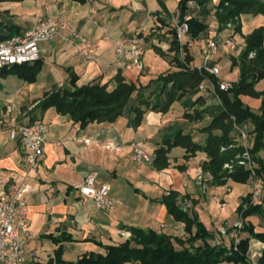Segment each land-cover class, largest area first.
<instances>
[{
  "label": "crops",
  "instance_id": "1",
  "mask_svg": "<svg viewBox=\"0 0 264 264\" xmlns=\"http://www.w3.org/2000/svg\"><path fill=\"white\" fill-rule=\"evenodd\" d=\"M58 2V6L50 0L0 2V34L3 36L24 35L32 29L37 16H62L67 25L57 37L40 44L41 59L33 82L21 77L22 69L0 70V196L22 184L28 170L21 141L10 138L7 106L16 104L18 121L22 124L44 123L48 126L39 169L28 179L34 191L28 200L30 237L26 244L25 264H47L55 258L59 249L65 261L76 262L81 255L95 252L92 251L93 244L101 248L112 244L116 242L115 231L129 233L133 226L158 232V223L166 229L169 222L171 227L165 233L182 238L185 225L173 220L163 198L172 192L178 193L177 206L189 214L196 213L201 222H207V196L210 189L218 186L211 183L208 174L201 184L195 178L198 169L207 160L205 153L198 152L188 159L183 148H173L168 155L169 167L158 170L152 164L155 150L180 133L192 136L198 144H204L207 134L202 130L220 114L222 106L219 99L216 98V105L208 104L207 96L210 99L214 96L200 91L198 87L197 94L196 90L186 94L179 100L181 104H173L165 114L147 111L139 125H136L130 102L115 123L95 122L85 128H80L79 124L57 113L54 108L43 110L39 107L47 92L73 90V77L77 79L78 86L107 85L112 91L116 87V77L121 76L138 87H148L146 93L152 92L157 86L152 82L160 75L178 71L173 62L176 53L170 50L174 40L170 32L181 20L182 0ZM210 3L212 1L203 5L196 2L188 4L186 17L199 18L208 25V29L197 39H192L189 33L184 34L183 43L186 45L194 41L193 46L188 48L194 68L219 69L222 62L228 61V74L221 77L219 69V80L235 84L241 75L239 63L235 61L239 62L245 49L246 37L256 29H264V16L243 15L240 19L242 30L237 33L233 24L221 28L215 16V7L212 11ZM173 14L177 17L173 18ZM140 35H144L145 41L143 69L130 67L122 61L115 47L123 38ZM79 37L94 45L90 56L79 54ZM224 37L232 42L238 39L239 43H234L233 50L221 48L216 56L207 61V40L214 39L222 44ZM255 88L264 92V79ZM241 99L244 104H262L264 96H241ZM195 112H201V118L188 119L187 115H194ZM245 128L252 130L253 126L246 124ZM107 141H114L122 149L109 151L105 147ZM132 143L150 151L151 164L142 165L134 160L130 147ZM87 177H95L97 188L103 185L111 187V207L100 208L95 201L76 190L75 185ZM255 216L258 215H253L248 221L255 224L252 221ZM260 225L264 227V222ZM255 227L257 229L256 224ZM248 236L247 233L242 234L244 238ZM261 249V242L250 241V251ZM73 251L76 254H72ZM103 252L104 249H101L98 253Z\"/></svg>",
  "mask_w": 264,
  "mask_h": 264
},
{
  "label": "trees",
  "instance_id": "2",
  "mask_svg": "<svg viewBox=\"0 0 264 264\" xmlns=\"http://www.w3.org/2000/svg\"><path fill=\"white\" fill-rule=\"evenodd\" d=\"M12 1V0H0ZM212 0H182V24L188 26V33L192 39L206 32L208 25L197 17H186V10L190 2L203 5ZM215 16L222 29L228 24L235 26V31L241 33V17L243 15L264 16V0H215ZM173 42L170 50L176 53L174 59L177 72L160 75L152 83H156V89L146 94L148 87H138L134 83L127 82L123 77H116V87L108 90L107 85L88 84L78 86L77 79L72 78L73 90L59 89L47 92L44 100L39 103L41 109L54 108L57 113L68 116L80 128H85L91 123H115L123 116L124 111L133 100L132 112L135 114L136 125L142 121L147 111L167 113L172 105L186 94L195 91L200 84L210 78L217 82L216 78L207 72H199L192 65L188 49L184 46L185 56L181 57V46L177 37L176 27L170 32ZM144 37V35H140ZM12 36L0 34V41ZM254 54L253 57H250ZM240 80L228 91L218 90V97L222 106L220 114L202 131L207 134L204 144L193 141L192 136L178 134L173 140L165 141L155 150L153 166L158 170L169 167V153L173 148L181 147L185 150V158L195 157L198 152H203L207 160L202 163L201 169L210 175L211 183L222 186L228 181L238 184H247L250 172L243 168H236L229 174L224 166L245 152V147L238 138L236 127L243 128L251 124L253 129L249 134V150L254 156L258 178L264 182V160L257 155L264 150V101L258 110L245 105L241 96L255 98L264 96V92L256 90V84L264 79V29H256L245 39V49L239 57ZM234 63V64H235ZM39 61L31 64L16 65L7 70L22 69L21 77L33 82L38 72ZM201 112L187 115L190 120L201 118ZM218 132V133H217ZM178 193L172 192L163 198L170 215L176 221L185 225V235L182 238L173 237L165 233L141 228H130V237L122 241H116L113 245L103 246L104 252H88L81 255L76 262H68L62 258V250L59 249L54 259L47 264H248L247 254L250 241L255 239L264 245V229L256 231L255 224L248 221L253 215L264 216V203L256 204L248 210L243 206L250 202L249 194L241 204L239 212L242 213L244 230L247 238H241L239 253H233L229 249L220 246H210L208 241L212 238L208 229L199 219L196 213L189 214L177 206ZM264 200V199H263ZM216 231V230H213ZM220 233V232H219ZM71 239V238H70ZM201 243L197 248L195 245ZM264 264V248L259 259Z\"/></svg>",
  "mask_w": 264,
  "mask_h": 264
},
{
  "label": "built area",
  "instance_id": "3",
  "mask_svg": "<svg viewBox=\"0 0 264 264\" xmlns=\"http://www.w3.org/2000/svg\"><path fill=\"white\" fill-rule=\"evenodd\" d=\"M58 6V0H50ZM66 22L62 16L48 17L37 16L32 29L21 36H12L4 41H0V69L11 68L16 65L34 64L41 59L40 44L57 37L61 30L66 28ZM177 29V37L181 46L180 55L185 56L184 46L188 49L194 44L191 40L186 45L183 43V35L188 33V26L180 22L175 23ZM109 39V37L107 36ZM80 48L79 54L82 57H88L94 52V45L87 39L79 37ZM144 38L134 36L131 38H123L121 42L116 44V52L118 57L129 64L130 67L143 69L144 55ZM221 48L233 50L235 44L229 40L219 44L214 39L207 40L206 60H211L216 56ZM252 54L250 57H253ZM199 72H207L217 82L212 79H206V83H201L200 91L209 92L218 99V90L228 91L233 88L234 83L222 82L219 80L220 70L217 67L208 70L205 67L196 68ZM9 116V132L11 140L19 139L23 145L27 161L28 170L24 175V181L12 191L3 193L0 196V264H25L26 244L30 237L28 223V200L30 194L34 191L33 187L28 183L29 176L37 172L46 144V136L48 126L44 123L22 124L18 121L16 104L11 103L7 106ZM238 138L247 150L249 148V135L243 128L236 127ZM89 144V141H86ZM105 147L109 151H119L122 146L114 141H107ZM133 150V158L139 164H146L152 161V157L137 143L130 144ZM248 150L243 153L247 156ZM240 165H246V160H241ZM253 167L252 163L249 164ZM231 165L226 164L225 167ZM75 188L82 196L96 202L100 208H109L113 201L109 198L111 187L103 185L99 188L96 186L95 177H87L83 182L76 184ZM253 200L261 203L262 189L255 186L253 192ZM260 201V202H258ZM243 222L235 224L237 229H241ZM226 237L227 231L220 232ZM130 233L125 238H129ZM234 237V236H233ZM124 239V238H123ZM239 239H237L238 241ZM252 264H256L253 262Z\"/></svg>",
  "mask_w": 264,
  "mask_h": 264
},
{
  "label": "rangeland",
  "instance_id": "4",
  "mask_svg": "<svg viewBox=\"0 0 264 264\" xmlns=\"http://www.w3.org/2000/svg\"><path fill=\"white\" fill-rule=\"evenodd\" d=\"M217 1L212 0V3H210V7L211 10L213 11V8L216 6ZM187 15V14H186ZM172 17V16H171ZM177 17L176 14H173V18ZM241 38V37H240ZM225 39V37H224ZM242 39V38H241ZM229 41L228 39L223 40V42H227ZM233 43L238 44V39H235ZM242 46H244V44L242 43ZM228 64L226 62H222L219 66V69L221 70V77H226V75L228 74V66H226ZM229 81V80H228ZM206 83V81L204 82ZM207 85V83H206ZM198 93V88L196 89V94ZM148 94V91L146 93ZM208 94V93H207ZM213 95V94H212ZM214 98L210 99L207 96V102L208 104L211 105H216L217 100H216V96L213 95ZM218 99V98H217ZM133 103V100L131 101V104ZM174 104H181L179 101H176ZM250 106L252 109L254 110H258L261 106V104H245ZM177 108H179V106H177ZM245 132L249 135L250 133V128H245L244 129ZM250 144V142H249ZM250 146V145H248ZM143 148L149 153L150 155V151L143 146ZM248 150V154L247 156H243L242 155H238L236 157L235 160H233L232 162L228 163L229 165H231L230 167H225L224 169L228 171L229 174L235 172L236 168H243L244 170H248L251 174H250V178H249V182L247 184H238L235 183L233 181H228L227 184L222 185V186H218V188H212L210 189V192L208 193V206L206 207V219H208L207 222H203L204 225L206 227L212 228L213 230L216 231H211L212 234V238L208 241V244H210V246H223L227 249H229L231 252L233 253H239V247L241 244V238H242V232L244 230V222L242 220V213L239 212V209L241 207V203H242V198H245L244 196L246 195L247 192L252 191L251 192V199L250 202L245 204L243 206V210L242 212H244L245 210H248L250 207L259 204L254 202L253 200V192H254V187L258 186L261 187L262 189V197H261V203H264V182H261V180L258 178L257 175V171L254 169V167L250 168V163H252V165H256L255 160H254V156L251 153V151L249 149ZM245 149V151H247ZM258 157L262 160H264V150L260 151L257 153ZM151 156V155H150ZM241 160H246V165H240V161ZM146 164H151L150 163H146ZM196 180L198 181V183H203L206 180V174L203 172L202 169H198L197 174L195 176ZM221 199H225L221 200ZM223 201V203H222ZM260 202V201H258ZM258 216H255V218L252 219V221L256 224L257 226V231L262 230L264 227H262L260 225V223L264 222V218H259V214H256ZM173 220L174 217H173ZM239 222H243V226L241 229H237L235 227V224L239 223ZM181 223V222H180ZM230 223V225H228ZM161 224V223H160ZM158 223L157 226V230L158 233H165L167 232L166 230H168L169 227H171L170 223L167 222L166 224V229H162ZM135 228H141V229H145L142 228L141 226H133ZM132 227V228H133ZM223 230L227 231L226 237L219 233ZM126 234L128 233H124V232H119V231H115V237H116V241H122L123 238H126ZM166 234V233H165ZM234 236V237H233ZM237 239H239L237 241ZM259 242V241H258ZM115 242H112V244H108V245H113ZM262 244V243H261ZM202 244L201 243H197L195 246L197 248H199ZM94 249L92 251L95 252H101V247H98L97 245L93 244ZM101 248V249H100ZM264 245L262 244V249L259 251H250V245H249V249H248V254H247V260H248V264H252L253 262H256V264H261L259 262V259L261 257L262 251H263ZM72 254H76L75 251L72 252ZM78 257L76 256L75 259H77ZM226 264V263H224ZM228 264V263H227Z\"/></svg>",
  "mask_w": 264,
  "mask_h": 264
}]
</instances>
